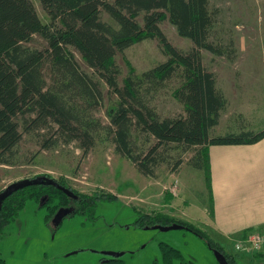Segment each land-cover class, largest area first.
Listing matches in <instances>:
<instances>
[{
	"label": "trees",
	"instance_id": "1",
	"mask_svg": "<svg viewBox=\"0 0 264 264\" xmlns=\"http://www.w3.org/2000/svg\"><path fill=\"white\" fill-rule=\"evenodd\" d=\"M39 2L49 16L47 23L40 20L31 0H0V164L14 163L15 147L23 132H42V149L75 141L83 156L97 141L110 140L117 154L149 177H154L158 165L167 161L170 146L184 151L195 148L187 161L204 170L209 188L211 145L252 144L264 137V128L256 132L211 134L227 99L216 86L214 73L203 66L201 50L216 55H229L230 51L210 40L213 16L208 0ZM102 11L116 26L102 20ZM140 15L142 22L137 19ZM163 20L192 42L188 51L183 52L169 42L159 27ZM34 35L42 37L46 46L39 49L27 45ZM147 38L158 40L166 60L139 75L127 61L128 72L119 83L116 52ZM72 49L91 73L80 68ZM173 76L178 77L179 83L172 95L183 113L160 117L150 104V94ZM104 86L115 95L105 109L107 123L94 114L103 101ZM141 135L143 146L138 144ZM180 163L181 158H177L173 170ZM27 180L37 182L0 201V234L28 200L42 201L40 207L46 208V217L50 218L61 207L71 208V216L84 211L86 206L91 209L99 196L116 198L111 193L78 192L47 173ZM57 185L67 188L75 197L68 196ZM174 222L182 226L180 229L202 238L225 261L235 264V256L188 221L162 213H143L137 219L138 226L149 228ZM158 246L163 264L183 258L179 250L167 243L159 242ZM106 256L102 264H123L119 257ZM0 264H5L1 255Z\"/></svg>",
	"mask_w": 264,
	"mask_h": 264
},
{
	"label": "rangeland",
	"instance_id": "2",
	"mask_svg": "<svg viewBox=\"0 0 264 264\" xmlns=\"http://www.w3.org/2000/svg\"><path fill=\"white\" fill-rule=\"evenodd\" d=\"M208 1L213 16L210 40L230 51L229 55H216L201 50L203 66L214 73L216 86L227 99L226 108L211 134L238 129L259 131L264 128V0ZM31 2L40 20L49 22L39 0ZM101 18L116 26L106 12H101ZM141 18V15L137 18L139 22ZM159 27L177 49L186 52L193 46L168 20L161 21ZM26 44L41 49L46 41L34 35ZM73 53L80 68L91 73L78 52L73 50ZM166 58L155 38L144 39L116 52L119 83L128 72L127 61L139 75ZM178 83V77L173 76L151 92L150 104L160 117L183 113L181 104L172 95ZM103 95L94 114L107 123L105 109L112 104L115 95L105 86ZM41 133L23 132L15 147L14 163L0 164V191L10 183L47 173L78 192L111 193L116 198L99 196L91 209L86 206L84 211L71 216V208L61 207L50 218L46 217V208L40 207L42 201H26L0 234V255L5 264H102L107 258L105 253L110 252H123L119 256L123 264H163L159 242L181 252L183 258L173 259L172 264H220L214 250L187 229L138 226L137 219L143 213H162L175 220H187L226 253L235 256V264H264V252L235 249L239 236L222 238L206 227L202 208H209L210 201L205 173L187 161L194 155L195 148L184 151L170 146L167 161L158 165L154 177H149L117 154L110 140L97 141L83 156L75 141L42 149ZM140 137L138 144L143 146V136ZM177 158H181V163L173 170ZM169 187L176 196L168 192Z\"/></svg>",
	"mask_w": 264,
	"mask_h": 264
},
{
	"label": "crops",
	"instance_id": "3",
	"mask_svg": "<svg viewBox=\"0 0 264 264\" xmlns=\"http://www.w3.org/2000/svg\"><path fill=\"white\" fill-rule=\"evenodd\" d=\"M209 166L210 207L202 208L206 227L222 238L249 229L264 232V137L252 144L211 145ZM168 192L176 196L170 187Z\"/></svg>",
	"mask_w": 264,
	"mask_h": 264
},
{
	"label": "water",
	"instance_id": "4",
	"mask_svg": "<svg viewBox=\"0 0 264 264\" xmlns=\"http://www.w3.org/2000/svg\"><path fill=\"white\" fill-rule=\"evenodd\" d=\"M36 182H37L36 180H21V181H18V182L10 183L0 193V201H3L5 198H7L15 190L20 189V188L25 187V186H28V185H30L32 183H36ZM53 183H55V182H53ZM57 187L59 189H61L64 193H66L68 196L75 197L70 192V190H68L67 188H65V187H63L61 185H57ZM181 227L182 226L180 224L175 223V222L170 224V225L157 224V225H152L151 226V228H157V229H160V230L179 229ZM145 228H149V227H145ZM214 253L216 255L217 260H219L220 264H226L225 258L223 257V255L220 252H218L216 249H214ZM105 254L110 256V257H119V256H121L123 254V252H118V253H111L110 252V253H105Z\"/></svg>",
	"mask_w": 264,
	"mask_h": 264
},
{
	"label": "built area",
	"instance_id": "5",
	"mask_svg": "<svg viewBox=\"0 0 264 264\" xmlns=\"http://www.w3.org/2000/svg\"><path fill=\"white\" fill-rule=\"evenodd\" d=\"M235 249L237 251L252 250L264 252V232L254 229L248 231L236 240Z\"/></svg>",
	"mask_w": 264,
	"mask_h": 264
},
{
	"label": "flooded vegetation",
	"instance_id": "6",
	"mask_svg": "<svg viewBox=\"0 0 264 264\" xmlns=\"http://www.w3.org/2000/svg\"><path fill=\"white\" fill-rule=\"evenodd\" d=\"M226 264H230L228 261H226Z\"/></svg>",
	"mask_w": 264,
	"mask_h": 264
}]
</instances>
